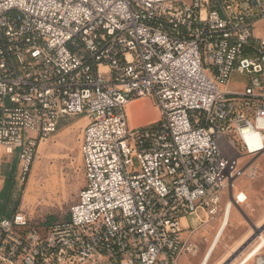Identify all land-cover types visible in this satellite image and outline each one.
<instances>
[{"label": "built area", "instance_id": "built-area-1", "mask_svg": "<svg viewBox=\"0 0 264 264\" xmlns=\"http://www.w3.org/2000/svg\"><path fill=\"white\" fill-rule=\"evenodd\" d=\"M263 21L264 0H0V147L18 155L21 182L62 120H88L69 219L0 217V264L196 255L199 227L264 156ZM139 99L155 103L158 122L131 125ZM251 259L264 264V245Z\"/></svg>", "mask_w": 264, "mask_h": 264}, {"label": "rangeland", "instance_id": "rangeland-1", "mask_svg": "<svg viewBox=\"0 0 264 264\" xmlns=\"http://www.w3.org/2000/svg\"><path fill=\"white\" fill-rule=\"evenodd\" d=\"M255 36L264 39V21L256 26ZM236 81L234 88H241L238 78ZM133 106L150 107L155 115L153 119L142 117L141 121H136L138 125H133L135 118L129 115L133 127L160 119V111L152 100L139 99L128 108ZM87 124L84 117L62 120L58 131L38 146L37 156L24 182L20 178L18 155H13V162L18 166L14 172L11 215L21 212L33 224L46 228L69 219L71 207L78 201L85 184L80 137ZM134 164L138 168L137 160ZM257 165L258 175L253 179L247 178L244 170L239 172L234 187L223 199L224 213L217 221L202 227L195 218L189 219L192 227L201 226L196 233L200 247L196 255L182 258L180 264H244L263 247L264 156L259 158ZM244 196L246 201L239 206ZM184 225L187 226L186 222ZM247 264H253V259Z\"/></svg>", "mask_w": 264, "mask_h": 264}, {"label": "crops", "instance_id": "crops-1", "mask_svg": "<svg viewBox=\"0 0 264 264\" xmlns=\"http://www.w3.org/2000/svg\"><path fill=\"white\" fill-rule=\"evenodd\" d=\"M13 155L5 153L4 149L0 147V217H11L10 204H6L2 198L3 193L9 183V179H14V172L17 169V162H13ZM14 190L12 195H14ZM181 263V262H180Z\"/></svg>", "mask_w": 264, "mask_h": 264}, {"label": "bare ground", "instance_id": "bare-ground-1", "mask_svg": "<svg viewBox=\"0 0 264 264\" xmlns=\"http://www.w3.org/2000/svg\"><path fill=\"white\" fill-rule=\"evenodd\" d=\"M132 105V104H131ZM128 114L132 117L135 118V123L133 125H138L137 124V120L141 121V118L142 117H149V118H152L155 117L153 111L151 110L150 107H147V108H141V106H133V107H130L128 108ZM151 120V119H150ZM247 140H248V143L252 146V147H255V146H258L260 144V138L259 136L257 135H249L247 137ZM262 238V237H260ZM262 241L264 243V238H262ZM260 249V248H259ZM258 249V250H259ZM247 262H245L244 264H246Z\"/></svg>", "mask_w": 264, "mask_h": 264}, {"label": "trees", "instance_id": "trees-1", "mask_svg": "<svg viewBox=\"0 0 264 264\" xmlns=\"http://www.w3.org/2000/svg\"><path fill=\"white\" fill-rule=\"evenodd\" d=\"M14 187H15V181L14 179L11 178L9 179V183L7 184V187L5 189V192L3 193V198H2V200L6 204H10Z\"/></svg>", "mask_w": 264, "mask_h": 264}]
</instances>
